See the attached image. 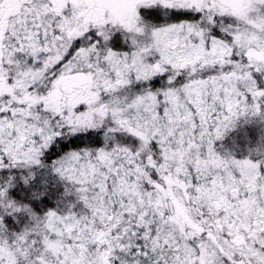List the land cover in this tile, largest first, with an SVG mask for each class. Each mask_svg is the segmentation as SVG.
<instances>
[{"label": "snow or ice", "instance_id": "snow-or-ice-1", "mask_svg": "<svg viewBox=\"0 0 264 264\" xmlns=\"http://www.w3.org/2000/svg\"><path fill=\"white\" fill-rule=\"evenodd\" d=\"M0 264H264V0H0Z\"/></svg>", "mask_w": 264, "mask_h": 264}]
</instances>
